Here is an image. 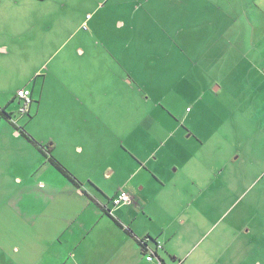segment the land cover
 I'll return each instance as SVG.
<instances>
[{"label":"crops","instance_id":"obj_1","mask_svg":"<svg viewBox=\"0 0 264 264\" xmlns=\"http://www.w3.org/2000/svg\"><path fill=\"white\" fill-rule=\"evenodd\" d=\"M57 1L0 0V54L10 55L15 48L25 53L32 47L34 36L56 28L51 42L57 45L62 40L63 45V13L58 12ZM108 1L111 8L109 15L104 12L102 16L104 28L125 34L129 29L144 27L143 19L139 21L144 0ZM100 7L87 15L91 19L86 17L83 25L92 20L97 27L102 24L96 23L101 19L93 18ZM104 37L98 52L90 49L92 44L89 53L79 49L80 57L89 56V80L71 91L62 86L52 116L42 106L47 82L40 89L38 102L36 88L27 85L32 80L17 89L32 93L34 104L31 115H26L30 118L17 120V92L0 98V185L12 189L7 202L9 231L14 238L9 247L10 264L15 263V257L23 264H264V229L253 230L245 224L249 221L247 213L223 219L228 211L211 215L206 210L211 201L208 198L202 197L195 207L184 198L163 197L166 186L159 183L155 165L160 163L158 149L147 144L150 139L139 135L138 123L130 132V120L127 115L122 117V111L128 108L127 103L123 106V87L128 90L127 80L134 75L124 66L127 53H123L121 62L118 57L113 59L108 48H119L121 38ZM128 39L131 43L135 40L125 39L128 46ZM48 41L47 37L41 40L45 45ZM76 73L80 78L85 75L84 70ZM103 79L109 85L98 88L97 82ZM68 92L73 94V103L80 105L79 116L66 117L70 110L65 101ZM94 101L103 109L114 108L116 116H104ZM149 136L155 138L154 134ZM213 137L211 134L208 138ZM237 154L225 166H214L216 171L201 182V196L216 187L221 195L230 197L217 204L234 200L232 195L240 184L238 174L234 178L241 157ZM210 156L216 160L223 157L219 153ZM122 190L130 194L133 204L116 208L113 200ZM22 235L24 242L20 245L17 236ZM147 240L155 252L151 262L142 244Z\"/></svg>","mask_w":264,"mask_h":264},{"label":"rangeland","instance_id":"obj_2","mask_svg":"<svg viewBox=\"0 0 264 264\" xmlns=\"http://www.w3.org/2000/svg\"><path fill=\"white\" fill-rule=\"evenodd\" d=\"M148 1L142 2L139 20L143 19L144 27L129 29L125 34L104 28L102 16L104 12L109 15L111 8L108 0H63V4L57 1L58 12L63 13V45L60 39L57 45L51 42L56 28L46 35L34 36L32 47H27L25 53L15 48L10 55L0 54V98L18 93L19 87L24 88L32 80L27 85L36 88L38 102L40 89L47 82L42 106L52 116L62 86L71 91L89 80V56L80 57L79 49L89 53L92 44L90 49L98 52V47L103 48L104 36L121 38L122 45L111 46L107 53L120 62L123 53H127L124 66L134 72L127 80L128 90L123 87V106L127 103L128 108L122 111V117L127 115L130 120V132L138 123L139 135L150 139L147 144L158 149L156 157L160 163L155 165L159 183L166 186L163 197L184 198L195 203V207L201 204L202 197L208 198L211 201L206 210L211 215L228 211L225 219L247 213L249 221L245 224L253 230L264 229V0ZM100 5L93 18L101 19L96 23L102 24L97 27L95 20L89 21L85 30L87 15ZM46 37L47 45L41 42ZM127 38L135 40L131 43L128 39V46ZM80 70L85 71L82 78L76 73ZM105 84L109 85L103 79L97 87ZM65 101L70 107L66 117L79 116L80 105L73 103L72 93L68 92ZM94 102L104 116H116L114 108L103 109ZM36 111L37 107L33 114ZM30 115L18 112L17 120ZM211 134L214 137L208 138ZM212 153L223 157L213 159ZM237 153L241 157L237 164L234 162V178L239 176L240 184L232 195L234 200L217 204L230 197L221 195L216 187L201 196L202 180L211 177V171H216L214 166L223 167L233 155L238 157ZM11 195L12 189L0 185V264H10L12 258L9 247L14 238L10 236L7 205ZM255 214L257 219L253 218ZM17 239L23 245L24 236ZM13 262L23 264L16 257Z\"/></svg>","mask_w":264,"mask_h":264},{"label":"built area","instance_id":"obj_3","mask_svg":"<svg viewBox=\"0 0 264 264\" xmlns=\"http://www.w3.org/2000/svg\"><path fill=\"white\" fill-rule=\"evenodd\" d=\"M90 18H91V15H89L87 17L88 20ZM87 28H88L87 24H84V29L87 30ZM17 98L20 101L19 113L22 116H26V115L30 114L31 108L34 104L31 91L28 89H22V90L18 91ZM132 204H133V198L130 196V194H128L127 192H125L123 190L120 191L118 197L113 200V205L116 208L123 207V206H130ZM147 242H148V240L144 241V242L142 241V244H143L145 250L149 253V255L147 257V261L151 262L155 256V252L148 247ZM157 245L159 248H162L161 243L158 242Z\"/></svg>","mask_w":264,"mask_h":264},{"label":"trees","instance_id":"obj_4","mask_svg":"<svg viewBox=\"0 0 264 264\" xmlns=\"http://www.w3.org/2000/svg\"><path fill=\"white\" fill-rule=\"evenodd\" d=\"M52 161V160H51ZM55 165L59 168V169H61V170H64L63 168H62V165L61 164H58L56 161H55ZM65 171V170H64ZM66 173V175H69L67 172H65ZM70 179L74 182V183H76L75 181L76 180H74L73 178H71L70 177ZM108 213L110 214L111 213V211H108Z\"/></svg>","mask_w":264,"mask_h":264}]
</instances>
